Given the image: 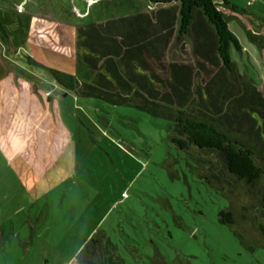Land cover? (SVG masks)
<instances>
[{
    "label": "rangeland",
    "instance_id": "1",
    "mask_svg": "<svg viewBox=\"0 0 264 264\" xmlns=\"http://www.w3.org/2000/svg\"><path fill=\"white\" fill-rule=\"evenodd\" d=\"M157 1L0 0V132L17 137L0 136V264H75L97 231L115 244L121 264H264V246L249 249L234 233L257 241L248 228L259 232L264 219L254 192L230 178L213 181L203 155L171 142L166 119L81 97L47 71L80 80L78 27L172 4ZM214 1L241 46V52L231 49L232 62L264 95V0ZM26 91L40 97L39 106ZM19 104L22 113L15 111ZM27 106V119L43 134L37 145L19 139L22 127L11 128L26 119ZM28 145L34 156L41 149L50 173L64 175L49 179L47 171L38 172V161L26 168L35 176L27 185L14 163L15 152ZM226 210L244 216L243 222H220Z\"/></svg>",
    "mask_w": 264,
    "mask_h": 264
},
{
    "label": "trees",
    "instance_id": "2",
    "mask_svg": "<svg viewBox=\"0 0 264 264\" xmlns=\"http://www.w3.org/2000/svg\"><path fill=\"white\" fill-rule=\"evenodd\" d=\"M162 2L172 4L78 27L80 80L46 69L58 85L81 97L132 106L169 121L171 142L179 150L203 155L201 162L213 181L223 184L224 177L230 178L254 192L260 205L255 209L264 219V95L231 60V49L241 52V46L214 0ZM185 40L188 49L181 44ZM209 156L213 160H206ZM231 184L224 185L233 192ZM235 213L220 211V222H243L244 216ZM251 229L257 238L253 244L241 232L234 233L249 249L264 246V224L259 232ZM76 259L79 264L122 261L115 244L100 231Z\"/></svg>",
    "mask_w": 264,
    "mask_h": 264
},
{
    "label": "crops",
    "instance_id": "3",
    "mask_svg": "<svg viewBox=\"0 0 264 264\" xmlns=\"http://www.w3.org/2000/svg\"><path fill=\"white\" fill-rule=\"evenodd\" d=\"M251 31L253 33H255V35H257V33L259 32L258 31L256 33L253 30H251ZM28 90H30V89H28ZM30 93H31V90H30ZM30 93L28 91H26V94H27L28 97L30 96L29 95ZM11 94H12L11 96H13V94H15V93L11 92ZM30 99H31V102L35 99L34 103H36L38 106L40 105L39 102H38V101H41L39 96H38V98L30 96ZM15 107H17L16 110H15L17 112L19 111L20 113H22L24 111V110H22V106L20 104L18 106H15ZM15 107L14 108L11 107L9 109V111H11V110L13 111L15 109ZM28 109H30V108L27 106V108L25 109V112L27 113L26 119L25 120H17L16 122L13 123V125H11V128H12V126H14V128H12V129L16 131V130H18L19 127L20 128L22 127V129H24V131H21L22 129L20 130L22 132V134H21V137L19 139H22L23 142L27 143V139L31 138L32 143L37 145V144H39L41 142L40 137H43V134L41 133L40 130H38L39 129L38 126L34 127V124H32L33 122L27 119L30 116L28 114L29 113ZM32 111H33V109H32ZM40 111H42V109H40ZM31 115L33 116V119H34L35 118L34 114H31ZM19 117L23 119L24 115H21V116L19 115ZM6 118H9V117H6ZM34 123H36V122L34 121ZM2 127L4 128V126H2ZM4 132L8 135L7 137L10 138V139L11 138H17L16 135L12 136L13 132L10 131V130H5ZM4 132L3 133L0 132V136H2L4 134ZM10 139H8V140H10ZM0 141H1V139H0ZM37 153H39L40 157H38L37 154L34 156V149H33L32 146H29V145L25 148V150L21 154H19L18 151H17V153L15 152V159H16V161L14 163L15 173L16 174L19 173V175L21 176V178L24 179V181L26 182L27 185H31V184L33 185V179H34L33 177H35V176H34L33 171L28 172L26 170V168H29L30 170L35 169V162H38V161H40V170L38 172H40L41 174L43 173L42 175H44V173H46V171H47L48 172L47 176H48L49 179H53V178H56V180L60 179L59 175H58V172H60V171L64 175V171L58 170V169L52 171L53 173H50L51 172L50 163L45 158H43V157L41 158V156L43 154H42L41 149L39 147H38V152ZM16 154H17V156H16ZM60 157H62V156H60ZM33 159H35V160L33 161ZM54 162H55V160H52V163H54ZM61 169H62V167H61ZM51 174L53 175V178H51V176H52ZM76 262H75V264H79L78 262L77 263Z\"/></svg>",
    "mask_w": 264,
    "mask_h": 264
}]
</instances>
